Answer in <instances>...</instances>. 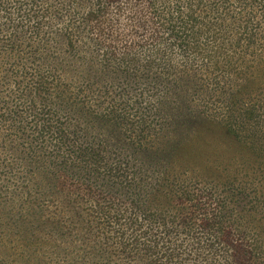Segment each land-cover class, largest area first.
<instances>
[{
	"label": "trees",
	"instance_id": "obj_1",
	"mask_svg": "<svg viewBox=\"0 0 264 264\" xmlns=\"http://www.w3.org/2000/svg\"><path fill=\"white\" fill-rule=\"evenodd\" d=\"M8 259L264 264V0H0Z\"/></svg>",
	"mask_w": 264,
	"mask_h": 264
},
{
	"label": "rangeland",
	"instance_id": "obj_2",
	"mask_svg": "<svg viewBox=\"0 0 264 264\" xmlns=\"http://www.w3.org/2000/svg\"><path fill=\"white\" fill-rule=\"evenodd\" d=\"M123 24H125V25H127V23L126 22H122ZM126 28H127V26L125 27V28H123V27H118V31L120 32V31H122L121 33H124V31L126 30ZM126 34V33H125ZM43 98H45V99H48V95L45 93L44 95H43ZM55 207H52L51 206V209L47 212V215L48 216H51V215H53L54 213H55ZM8 264H15V262H12V260L11 259H8Z\"/></svg>",
	"mask_w": 264,
	"mask_h": 264
}]
</instances>
